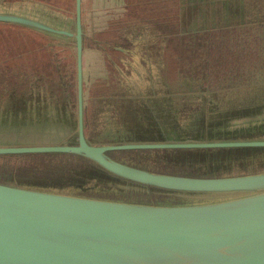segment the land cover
<instances>
[{
	"label": "water",
	"instance_id": "1",
	"mask_svg": "<svg viewBox=\"0 0 264 264\" xmlns=\"http://www.w3.org/2000/svg\"><path fill=\"white\" fill-rule=\"evenodd\" d=\"M83 1L75 0L74 17L29 0L0 6V24L52 39L76 63L73 112L67 105L56 114L51 99L38 115L66 122L1 126L0 156L70 155L108 183L77 192L57 179L0 172V264H264V81L173 84L162 46L142 27L146 36L116 46L126 54L119 65L107 54L115 89L85 105ZM32 105L24 103L23 116H36L27 114ZM127 153L143 164L112 157ZM163 197L195 203L154 202Z\"/></svg>",
	"mask_w": 264,
	"mask_h": 264
},
{
	"label": "trees",
	"instance_id": "2",
	"mask_svg": "<svg viewBox=\"0 0 264 264\" xmlns=\"http://www.w3.org/2000/svg\"><path fill=\"white\" fill-rule=\"evenodd\" d=\"M24 1L28 0H0V6L9 8ZM29 1L44 3L61 15L74 17L75 0ZM84 1L81 18L85 28V105L88 73L94 76L92 96L104 93L109 84L115 89L112 77L115 70L107 54L119 65V59L126 54L115 49L116 46L125 47L128 38L144 36L142 27L155 36L153 42L162 46L163 75L173 84L177 81L200 83L211 89L264 81V0ZM139 7H142L140 11ZM129 8L136 11L132 16ZM37 38L39 42H35ZM26 43H30L28 47ZM46 50L59 54L66 51L68 56H53L49 61L48 57L41 56ZM91 52L99 56L94 66L90 62L88 67L86 62ZM75 74V57L68 48L57 46L52 39L26 27L0 24V110L9 115L0 116V127L36 124L57 127L65 123V118L38 115L46 109L45 102L51 99L54 105L50 108L56 110V114L63 112L67 105L69 113L73 112ZM26 101L33 103L27 114L35 113L36 116H23ZM69 157L55 154L0 156V172L4 176L30 178L29 181L57 179L64 183L65 189L77 192L96 191L95 184L108 183L100 179L104 178V172L99 168ZM30 158H43L48 164L27 163Z\"/></svg>",
	"mask_w": 264,
	"mask_h": 264
},
{
	"label": "rangeland",
	"instance_id": "3",
	"mask_svg": "<svg viewBox=\"0 0 264 264\" xmlns=\"http://www.w3.org/2000/svg\"><path fill=\"white\" fill-rule=\"evenodd\" d=\"M84 2L86 3V1H84ZM140 10L141 9H139V11ZM156 14H158L157 11H156ZM38 40H40V39L37 38V40L35 42H39ZM29 44L30 43H26V46L28 47ZM61 53L62 54H59L58 52H53L52 50H50V51H47L46 50V51H42L41 56L42 57H48L47 59L49 61L51 60V58L53 56H59V58H61L62 56H64L65 58H67L68 53L66 51L61 52ZM88 55H90V60H87L86 66L90 67L89 66L90 65V62L92 64V66H94V64L96 63V56H94L92 53L91 54H88ZM91 57H93V60H92ZM87 79H88V84H87V90H88V92H87V102H86V104L89 106V103L91 102V99L93 98L92 97V94L94 93V89H93L94 82L92 83V81L94 80L93 74L88 73ZM113 89H114V87L109 84L106 87V91H104V93L109 92V91H112ZM128 135L129 134H127V137H128ZM139 137L140 138H143V135H140ZM62 138L64 139V137H61L60 139H62ZM90 138H91V140L97 139V138H94V137H90ZM112 157L115 158V159H117V160H120L121 162L133 164L135 166L143 164L142 159H139L138 161L135 160V159H132V156L130 154H128V153L127 154H113ZM174 172H175V174H180V175H189V176H196V175L199 176V175H201V174H198L197 173V170H194V169H179V168H177ZM222 173H224V172L223 171H221V172H214V173H212V174L210 173L208 175H210V176H216V175H219V174H222ZM154 202L156 204H160V205H168V204H191V203H195L194 200H185V199L180 200V199H174V198H168V197L156 198V199H154Z\"/></svg>",
	"mask_w": 264,
	"mask_h": 264
},
{
	"label": "crops",
	"instance_id": "4",
	"mask_svg": "<svg viewBox=\"0 0 264 264\" xmlns=\"http://www.w3.org/2000/svg\"><path fill=\"white\" fill-rule=\"evenodd\" d=\"M90 2H92V1H90ZM135 5H136V4H135ZM139 9H142V7H141V8L139 7L138 10H139ZM127 10L130 11L129 15H131V16H132V13H133V12H136V11H135L134 9H132V8H129V9H127ZM113 11H114V10H113ZM131 16H130V17H131Z\"/></svg>",
	"mask_w": 264,
	"mask_h": 264
},
{
	"label": "flooded vegetation",
	"instance_id": "5",
	"mask_svg": "<svg viewBox=\"0 0 264 264\" xmlns=\"http://www.w3.org/2000/svg\"><path fill=\"white\" fill-rule=\"evenodd\" d=\"M109 41H110V38H109ZM94 56H96V59H97V56H99V54H96L95 52H91ZM92 60H93V57H91Z\"/></svg>",
	"mask_w": 264,
	"mask_h": 264
}]
</instances>
